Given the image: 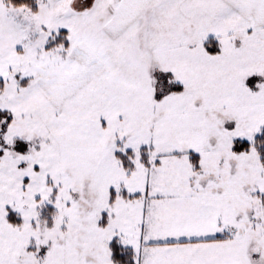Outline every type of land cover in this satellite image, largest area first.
<instances>
[{"label":"snow or ice","instance_id":"1","mask_svg":"<svg viewBox=\"0 0 264 264\" xmlns=\"http://www.w3.org/2000/svg\"><path fill=\"white\" fill-rule=\"evenodd\" d=\"M0 264H264V0H0Z\"/></svg>","mask_w":264,"mask_h":264}]
</instances>
